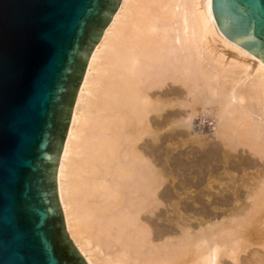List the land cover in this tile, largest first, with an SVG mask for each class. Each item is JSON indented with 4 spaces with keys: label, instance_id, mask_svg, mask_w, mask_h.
<instances>
[{
    "label": "bare ground",
    "instance_id": "6f19581e",
    "mask_svg": "<svg viewBox=\"0 0 264 264\" xmlns=\"http://www.w3.org/2000/svg\"><path fill=\"white\" fill-rule=\"evenodd\" d=\"M254 99L264 110V63L219 34L212 0H121L89 56L56 168L64 229L86 264H226L264 251V177L242 211L197 227L163 217L160 170L137 147L161 127L154 113L191 130L209 114L211 136L264 158L243 109Z\"/></svg>",
    "mask_w": 264,
    "mask_h": 264
},
{
    "label": "water",
    "instance_id": "95a60500",
    "mask_svg": "<svg viewBox=\"0 0 264 264\" xmlns=\"http://www.w3.org/2000/svg\"><path fill=\"white\" fill-rule=\"evenodd\" d=\"M121 0H0V264H86L56 168L89 56ZM218 32L264 63V0H212Z\"/></svg>",
    "mask_w": 264,
    "mask_h": 264
},
{
    "label": "rangeland",
    "instance_id": "374dc122",
    "mask_svg": "<svg viewBox=\"0 0 264 264\" xmlns=\"http://www.w3.org/2000/svg\"><path fill=\"white\" fill-rule=\"evenodd\" d=\"M166 87L169 88V86ZM248 101L244 103V112L246 115L249 113L247 117L252 122V128L255 127L260 139L264 140V110L257 99ZM248 107L251 109L248 110ZM174 108L181 107L178 103L171 109ZM204 115L199 114L194 118L195 128H192L194 129L192 132L191 128L185 126L184 119L175 124H166L165 117L162 119V116L154 113L150 124L155 128L158 119L157 123H161V127L156 129L154 136L146 134L137 142V147L147 151L145 153L148 158L156 160L160 170L163 185L161 184L159 193L164 202L161 201L159 211L166 213L163 217L169 219L175 216L179 222H191L197 227L228 220L227 218L235 214V211L238 210L237 213L242 211L248 205L249 192L264 177V158L255 155L245 145H233L232 147L230 142L226 141L227 144L211 136L215 119L213 115ZM261 123L263 125H260ZM154 217L156 216L153 215ZM159 222L166 223L167 221L160 218ZM247 250L237 261L226 258V264H264V251L261 246L253 245Z\"/></svg>",
    "mask_w": 264,
    "mask_h": 264
}]
</instances>
